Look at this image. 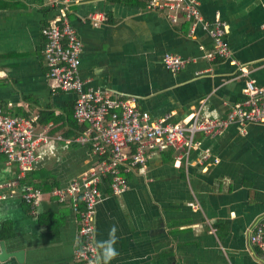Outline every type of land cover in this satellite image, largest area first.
Wrapping results in <instances>:
<instances>
[{"label": "crops", "instance_id": "1", "mask_svg": "<svg viewBox=\"0 0 264 264\" xmlns=\"http://www.w3.org/2000/svg\"><path fill=\"white\" fill-rule=\"evenodd\" d=\"M62 1L83 43L78 75L86 88L135 97L153 121L234 116L214 133H195L188 153L166 146L150 150L144 165L122 167L124 193L112 190L109 174L101 177L98 256L115 226L119 255L111 264H264L249 239L264 215V123L234 115L247 77L264 87V0H198L205 20L225 23L237 63L215 54L200 24L192 30L183 17L173 22L145 0ZM65 3L0 0V108L49 136L25 175L0 153V264H82L76 249L84 203L77 195V210L74 196L60 201L53 191L91 175L101 157L76 138L87 127L74 115L76 93L56 88L49 76L42 29ZM167 52L180 54L184 67L169 70ZM28 186L43 193L35 213L23 198Z\"/></svg>", "mask_w": 264, "mask_h": 264}, {"label": "built area", "instance_id": "2", "mask_svg": "<svg viewBox=\"0 0 264 264\" xmlns=\"http://www.w3.org/2000/svg\"><path fill=\"white\" fill-rule=\"evenodd\" d=\"M62 0H49L56 6ZM146 8L153 11H164L173 22L182 17L190 20L193 27L200 24L210 33L215 54L230 58L229 44L225 40L226 27L220 18L214 22L204 19L198 0H145ZM68 5L60 8V15L42 29L46 43L45 56L49 65V76L56 88L76 93L74 115L87 127L77 138L83 144H90L94 153L101 157L98 169L82 179H75L65 188H56L53 193L60 201L67 196H74V207L78 210V198L84 203L80 210L81 227L77 257L82 264H94L98 257L95 242V212L100 199L99 183L102 176H111V188L115 193H124L128 188L127 178L122 167L127 165H144L150 150L172 146L188 151L196 145L195 133H214L223 129L234 120L221 118H201L198 115L179 122L162 118L151 120L147 111L137 107L135 97L111 98L93 87H85L78 75L82 40L75 28L67 19ZM101 15L90 13L91 19ZM191 30V32H192ZM165 66L172 72L184 67L186 60L177 53L167 52L163 56ZM241 75L247 71L240 66ZM234 115L240 122L264 123V87L256 80L247 77L245 99L236 105ZM45 132H36L32 119L23 116H12L0 108V153H4L9 163H17L21 174L31 170L39 154L40 142L48 141ZM43 193L40 189L28 186L23 198L32 205L35 213ZM196 207V205H193ZM249 230L251 244L257 246L264 256V215L259 217Z\"/></svg>", "mask_w": 264, "mask_h": 264}, {"label": "clouds", "instance_id": "3", "mask_svg": "<svg viewBox=\"0 0 264 264\" xmlns=\"http://www.w3.org/2000/svg\"><path fill=\"white\" fill-rule=\"evenodd\" d=\"M115 232L116 228L113 226L109 231V240L105 241L100 248V255L94 261V264H111V261L119 255V252L115 247L117 242Z\"/></svg>", "mask_w": 264, "mask_h": 264}, {"label": "water", "instance_id": "4", "mask_svg": "<svg viewBox=\"0 0 264 264\" xmlns=\"http://www.w3.org/2000/svg\"><path fill=\"white\" fill-rule=\"evenodd\" d=\"M2 251H3V254L0 255L1 258H3L4 256H6L5 250L3 249ZM15 256H17L19 259H21V254L20 253L15 254Z\"/></svg>", "mask_w": 264, "mask_h": 264}]
</instances>
